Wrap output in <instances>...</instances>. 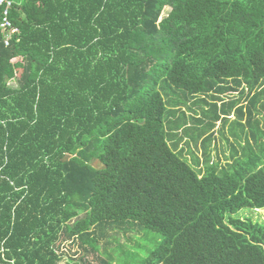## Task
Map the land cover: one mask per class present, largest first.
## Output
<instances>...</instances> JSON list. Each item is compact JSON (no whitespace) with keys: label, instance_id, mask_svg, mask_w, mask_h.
Returning <instances> with one entry per match:
<instances>
[{"label":"trees","instance_id":"obj_1","mask_svg":"<svg viewBox=\"0 0 264 264\" xmlns=\"http://www.w3.org/2000/svg\"><path fill=\"white\" fill-rule=\"evenodd\" d=\"M13 1L0 264H58L60 238L83 250L67 264H264V225L230 216L264 208V125L225 166L207 152L230 112H264V0Z\"/></svg>","mask_w":264,"mask_h":264},{"label":"rangeland","instance_id":"obj_2","mask_svg":"<svg viewBox=\"0 0 264 264\" xmlns=\"http://www.w3.org/2000/svg\"><path fill=\"white\" fill-rule=\"evenodd\" d=\"M170 8L169 7H165L161 13V16H165L167 15V13L169 12ZM17 77L12 81L14 83V85H16V80ZM171 94V93H170ZM179 96V95H178ZM198 97H196V99H199L201 97V95H197ZM203 97L207 96L210 97L209 94H203ZM200 103V101H199ZM199 103L194 104L193 106H191V103H187L186 105H183V108L188 114L190 113H200V108H199ZM201 106L204 108H210L209 105L204 104L201 101ZM191 106L192 109H188V107ZM189 110V111H188ZM210 113V112H209ZM142 120L139 119L138 122H141ZM164 121L166 122V119L164 118ZM227 120H223V123L226 122ZM229 122H231V120H229ZM191 123V121H190ZM228 122H226L225 126L223 128H221L219 130V133L221 134L222 132H224L223 136L224 137H229L230 139H232V136L230 135L228 129L230 126H233V128L235 129L236 132V138L238 139L241 135H243L244 133H246V130L243 132L240 130V126H238L236 123H232L231 125L227 124ZM215 124V122H213V125ZM222 124V121L219 123V125ZM165 129L167 130V127L165 125ZM214 130V129H213ZM217 133V132H216ZM222 135V134H221ZM219 145V141L216 139L215 140V146L213 147L216 148ZM215 154V153H214ZM218 161L221 165L225 164V160L223 158H221L220 156H218ZM190 162V161H189ZM97 162H93L94 166H97L96 164ZM233 218H240V219H250L254 222H258L262 225H264V208H260V209H254V208H250V207H243L239 210H237L235 213L230 215ZM143 235L145 236L146 239H144L145 242H147L148 247H151L154 245V242L156 241V239H154L155 233L150 232V231H146L144 229H141ZM142 233H138L139 235H142ZM132 233L128 232L126 235L124 234H120L121 239L119 240L121 243L126 242V238L125 236H131ZM135 237V236H132ZM140 241L143 240V238L139 239ZM159 240V238H158ZM127 243H130V241H127ZM131 243H133L131 241ZM57 248H56V252L59 254L60 256V260L58 261V264H67V263H71L69 261V258L73 257V258H77L79 256H81L83 254V250L81 248V245L79 244V242H70L64 239H59L56 243ZM104 244L101 242V251H103V246ZM100 257H102V254L97 253V252H93V253H85V258L87 261H89L91 264H96V263H100ZM77 264H82L81 262H77Z\"/></svg>","mask_w":264,"mask_h":264},{"label":"crops","instance_id":"obj_3","mask_svg":"<svg viewBox=\"0 0 264 264\" xmlns=\"http://www.w3.org/2000/svg\"><path fill=\"white\" fill-rule=\"evenodd\" d=\"M236 90L239 93H236L235 95H233L234 99H238L240 97L241 88L239 87ZM245 92L248 93L249 90L245 89ZM244 103H245L244 99H243V101L241 99V101H239L237 103V105H241V104H244ZM230 113L231 114L228 116L229 119L226 121V122H228L227 124L231 125L234 122L238 126H240V130L241 131L244 132L246 130V133H244L243 135H241L237 139L235 136L231 135V129L229 128L228 131H229L230 135L232 136V139H230L229 137H224V136H223V139L217 138V140L219 141V145H218V147H216L214 149H213V147L215 146V140L216 139L212 140L208 144L209 149L207 150V152H208L209 161L213 162V163H215V162L219 163L218 156H220L221 158H223L225 160V164L224 165H221L219 163V165H221V167L225 166L227 163L232 162L234 158L241 157V155L244 154V153L247 154V152H248V142L250 141V136H248V133H250L249 128L250 127L256 128L257 127V120H258V127H261V126L264 125V112H263V110L261 112H255L254 113L255 123H253L252 120H250L248 122L247 115H244L241 118H237L236 115L234 114V112H230ZM229 120H231V122H229ZM220 122H221L220 120L216 121V123L214 124V126H215L214 130L215 129L219 130L221 128V125H219ZM225 125L226 124H224V126ZM225 138H228V140H226ZM197 145L199 147V150L195 151V152L198 154L199 159H194L192 157V155H190V156H188V158H189L188 161L198 164L199 167H203L204 166V160H203V156H202L203 150H202L199 142H198Z\"/></svg>","mask_w":264,"mask_h":264},{"label":"built area","instance_id":"obj_4","mask_svg":"<svg viewBox=\"0 0 264 264\" xmlns=\"http://www.w3.org/2000/svg\"><path fill=\"white\" fill-rule=\"evenodd\" d=\"M13 3V0H0V29L6 33L4 38L6 46L8 45L9 37L18 31L9 18V12Z\"/></svg>","mask_w":264,"mask_h":264},{"label":"clouds","instance_id":"obj_5","mask_svg":"<svg viewBox=\"0 0 264 264\" xmlns=\"http://www.w3.org/2000/svg\"><path fill=\"white\" fill-rule=\"evenodd\" d=\"M198 97V96H197Z\"/></svg>","mask_w":264,"mask_h":264}]
</instances>
